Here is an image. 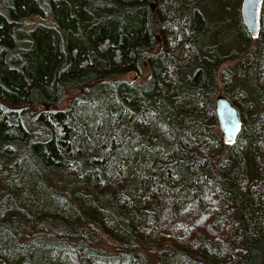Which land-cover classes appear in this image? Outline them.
<instances>
[{
    "label": "trees",
    "instance_id": "trees-1",
    "mask_svg": "<svg viewBox=\"0 0 264 264\" xmlns=\"http://www.w3.org/2000/svg\"><path fill=\"white\" fill-rule=\"evenodd\" d=\"M209 1L0 0V264H264V0Z\"/></svg>",
    "mask_w": 264,
    "mask_h": 264
},
{
    "label": "water",
    "instance_id": "water-1",
    "mask_svg": "<svg viewBox=\"0 0 264 264\" xmlns=\"http://www.w3.org/2000/svg\"><path fill=\"white\" fill-rule=\"evenodd\" d=\"M261 8L262 0H240L239 2L240 20L251 37L259 33ZM154 36L158 41V33H154ZM214 113L221 139L225 143L232 142L241 127L237 108L227 96L217 93L214 97Z\"/></svg>",
    "mask_w": 264,
    "mask_h": 264
},
{
    "label": "rangeland",
    "instance_id": "rangeland-1",
    "mask_svg": "<svg viewBox=\"0 0 264 264\" xmlns=\"http://www.w3.org/2000/svg\"><path fill=\"white\" fill-rule=\"evenodd\" d=\"M214 2H216V3H214ZM239 2H240V0H219V1H211L209 3V5H207V8L209 6V8H210L209 11H210L211 14H213V13H220V10L222 11L221 8L225 7L224 12L226 13V17L227 18H229V17L232 18L233 11H234L236 5H239ZM40 21L47 23V22H49V18L30 17V18H28V19L25 20V24L26 25H32L33 23L40 22ZM231 21H232V19H231ZM231 27L232 26H229V31H227V35H229V32H231V30H232ZM253 38L254 37L251 38V42L252 43L254 42V39ZM230 42H232V39H230ZM147 76H148L147 66L146 65H143L142 68H141L140 73H138V74H136L134 72L122 73V74L118 75L117 78L138 81V80H144V79H146ZM220 91H221V89L219 88L218 93H220ZM21 234H22V236H27V230H24L23 232H21ZM98 244L99 245L101 244V245H103L106 248H110L111 247L109 240L99 242Z\"/></svg>",
    "mask_w": 264,
    "mask_h": 264
}]
</instances>
